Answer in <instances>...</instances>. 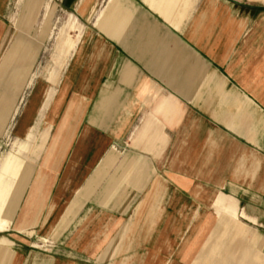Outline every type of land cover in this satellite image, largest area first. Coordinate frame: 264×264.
Listing matches in <instances>:
<instances>
[{
    "label": "crops",
    "instance_id": "obj_1",
    "mask_svg": "<svg viewBox=\"0 0 264 264\" xmlns=\"http://www.w3.org/2000/svg\"><path fill=\"white\" fill-rule=\"evenodd\" d=\"M37 7L0 13V147L26 136L0 157V264H194L237 212L259 224L233 259L261 264L264 0H62L40 69Z\"/></svg>",
    "mask_w": 264,
    "mask_h": 264
},
{
    "label": "rangeland",
    "instance_id": "obj_2",
    "mask_svg": "<svg viewBox=\"0 0 264 264\" xmlns=\"http://www.w3.org/2000/svg\"><path fill=\"white\" fill-rule=\"evenodd\" d=\"M28 2L29 0H0V13L5 16V20L8 22L11 29H13L12 31H14V26H18L19 20L24 17ZM37 2L38 7L36 8L35 13H33V16L31 18L33 19V21L31 22L30 26L35 25L36 33L39 34L38 36L47 40L45 50L41 53V56L37 61V69H40L41 67H49L50 65L52 67L54 66L53 54L55 53L56 49V39L59 36L60 30L65 27L66 24H70L69 22L71 20L73 21L74 16H72V14L70 13L65 12V10L62 8V0H37ZM47 21L48 27L47 29H45L44 25L47 23ZM75 31L76 32H71L72 36L76 35L77 30L75 29ZM25 139L26 136L13 138L7 133L2 140L3 144L0 147V157L8 153L12 149V146L15 142L20 141V143H22L23 141H25ZM39 161L40 160L35 163L36 166L39 165ZM36 170H38L37 167ZM224 212L227 217L230 216L227 211ZM237 216L238 218L236 220V223H233L232 225V229L234 231H225L227 227L223 226L221 230L224 229V231L222 232L217 231L219 226L230 221H226V219H224L226 221V223H224V221H220V217H212L213 224H215L218 219V222L216 223V230L212 232L210 241L206 243L204 250L201 251L199 258L194 264H209V261L205 260V258L208 257H210L209 260H211V262L217 261L216 264H237L233 259L236 254V244H234L236 242L234 237L235 232L239 231V239H242L244 242H246L252 238V227H258L259 224L258 222L253 223L252 221H249V218L246 217L243 212H237ZM28 236L32 240V244L34 246L36 245L34 248L44 252H53L55 250L56 245L54 244L55 242L53 240L47 237H39L35 231L29 232ZM219 236L223 237V240L230 243L221 255L220 252L217 251V242ZM243 252H246V250L241 249L239 251L240 256ZM259 256L260 263L264 264V261L261 259V253Z\"/></svg>",
    "mask_w": 264,
    "mask_h": 264
}]
</instances>
